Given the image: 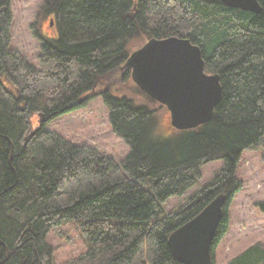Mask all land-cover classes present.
Listing matches in <instances>:
<instances>
[{
    "label": "trees",
    "instance_id": "16d2710c",
    "mask_svg": "<svg viewBox=\"0 0 264 264\" xmlns=\"http://www.w3.org/2000/svg\"><path fill=\"white\" fill-rule=\"evenodd\" d=\"M256 2L258 14L218 0H44L40 15L55 31H34L40 47L32 67L9 48V0H0V264H55L46 239L61 237L66 225L77 228L84 250L64 264H178L169 235L222 195L214 256L241 187V154L260 152L264 164V0ZM139 33L200 50L204 74L221 89L205 123L162 137L154 112L112 95L108 85L127 68V45ZM95 87L128 146L120 166L44 128L82 107ZM35 115L41 126L32 130ZM212 161L223 162L213 181L166 213L165 202L184 195ZM256 207L264 214V202ZM226 264H264V244Z\"/></svg>",
    "mask_w": 264,
    "mask_h": 264
},
{
    "label": "rangeland",
    "instance_id": "374dc122",
    "mask_svg": "<svg viewBox=\"0 0 264 264\" xmlns=\"http://www.w3.org/2000/svg\"><path fill=\"white\" fill-rule=\"evenodd\" d=\"M43 3L44 0H9L8 4L11 14L9 48L26 57L32 67L38 66L40 47L34 31L44 37L53 36L55 31L51 18L40 15L39 10ZM149 41L142 33L134 35L127 45L128 57ZM124 73L125 70L122 69L114 79L111 78V85L108 87L112 95L118 98L127 97L135 105L146 106L155 113L158 133L162 137L174 135L175 129L170 125V114L169 120L165 117L167 109L164 105L152 100L138 88L134 90L131 76ZM101 93V89L95 87L92 98L82 107L54 118L45 124L44 128L58 133L77 146L97 149L120 166L128 154V146L113 133L108 108L103 103ZM31 122L32 130L41 126L37 115L32 117ZM222 166V161H212L201 166L198 182L184 195L170 198L165 202L162 206L164 211L166 213L177 211L188 198L211 183ZM235 174L241 187L227 209L228 229L214 250V264H226L229 259L256 242L264 244V214L256 207V204L264 202V164L261 162L260 152H243ZM60 231L61 237L49 235L46 239L47 244L53 249L55 264H64L84 250L74 225H66Z\"/></svg>",
    "mask_w": 264,
    "mask_h": 264
},
{
    "label": "water",
    "instance_id": "95a60500",
    "mask_svg": "<svg viewBox=\"0 0 264 264\" xmlns=\"http://www.w3.org/2000/svg\"><path fill=\"white\" fill-rule=\"evenodd\" d=\"M224 6L260 13L256 0H218ZM131 80L149 98L164 106L170 125L185 131L205 123L221 97L216 76L205 75L200 50L187 40H150L125 62ZM225 198L215 197L192 220L173 231L169 251L178 264H211L212 243L222 219Z\"/></svg>",
    "mask_w": 264,
    "mask_h": 264
},
{
    "label": "flooded vegetation",
    "instance_id": "af4514ba",
    "mask_svg": "<svg viewBox=\"0 0 264 264\" xmlns=\"http://www.w3.org/2000/svg\"><path fill=\"white\" fill-rule=\"evenodd\" d=\"M125 72H127L131 76V70L129 68L125 69ZM166 108V106H164ZM167 109V108H166Z\"/></svg>",
    "mask_w": 264,
    "mask_h": 264
}]
</instances>
